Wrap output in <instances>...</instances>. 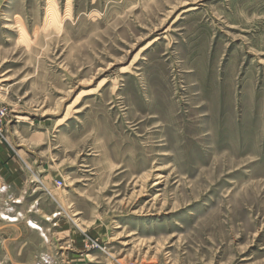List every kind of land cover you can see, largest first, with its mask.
<instances>
[{
    "label": "rangeland",
    "instance_id": "1",
    "mask_svg": "<svg viewBox=\"0 0 264 264\" xmlns=\"http://www.w3.org/2000/svg\"><path fill=\"white\" fill-rule=\"evenodd\" d=\"M0 104V263L264 264V0H0Z\"/></svg>",
    "mask_w": 264,
    "mask_h": 264
},
{
    "label": "crops",
    "instance_id": "2",
    "mask_svg": "<svg viewBox=\"0 0 264 264\" xmlns=\"http://www.w3.org/2000/svg\"><path fill=\"white\" fill-rule=\"evenodd\" d=\"M33 170H34V168L31 166L30 160H28V158H23L18 153L13 152L11 150V148H9V146L6 143H4L3 139H0V185H2V184L10 185L11 191H12V193H14L15 196L18 192H21L23 194L24 192H27L32 186L31 182H33L34 180H33V177H30L29 174H30V172H31V174H33ZM44 176H45L44 180L49 179V178H51L53 180L52 173H50V172L48 173V175H44ZM20 196L17 198H20ZM32 196H34V194L33 195L29 194L27 197L30 198ZM37 196H39V194ZM32 203H33L32 205H34V207L38 208L39 202H32ZM27 211H29V209ZM15 213H18V212H15ZM27 215L28 214H26L25 217L19 215V216H17V220H14L13 222H11L9 224L10 227H12V225H13L14 228L11 230L10 229H8V230H10V231L13 230L15 232V234L19 235V238H21V236H25L23 234V232H21L22 229L25 231L30 230L28 228V226L25 225V223L20 222V220H22L21 217H23L24 220L25 219L29 220L30 222H28V223L30 225H32V224L36 225V222H34L33 220L31 221L27 217ZM14 216H16V215L14 214ZM46 220H44V223H46V225L48 226V222ZM8 230H6V231H8ZM40 237H41V235H40ZM6 240H9V239H6ZM11 262H12V264H24V263L17 262L16 260H13Z\"/></svg>",
    "mask_w": 264,
    "mask_h": 264
},
{
    "label": "built area",
    "instance_id": "3",
    "mask_svg": "<svg viewBox=\"0 0 264 264\" xmlns=\"http://www.w3.org/2000/svg\"><path fill=\"white\" fill-rule=\"evenodd\" d=\"M8 120H9V114H8V109L5 106H2L0 104V138H5V132H6V128H7V124H8ZM32 184L34 183L31 182ZM54 186L57 189H61L63 186V183L61 180H55L54 181ZM30 194L35 193L36 190L35 189H31L30 190ZM26 193V192H25ZM46 193H49L46 191ZM0 199L2 202V210H1V215L3 217V221H8L10 216H13L12 214L15 213V211H17L18 205L20 204V198H15V196L13 195V193L11 192V186L8 184H2L0 185ZM34 207V206H32ZM31 209H29L30 211ZM57 215H53L51 218L47 219V222L51 225L52 228H55L58 223L54 222L56 220ZM9 222L11 223L12 221L9 220ZM47 254H42L39 258L35 259L31 264H60L58 262H56V257L53 256L54 260L52 262H47L46 261V257ZM0 264H12V262H10V260H5L2 261V263Z\"/></svg>",
    "mask_w": 264,
    "mask_h": 264
},
{
    "label": "bare ground",
    "instance_id": "4",
    "mask_svg": "<svg viewBox=\"0 0 264 264\" xmlns=\"http://www.w3.org/2000/svg\"><path fill=\"white\" fill-rule=\"evenodd\" d=\"M15 212H17V211H15ZM14 214H15L16 216H14ZM12 215H13V216H10L9 219H8V221L10 220V221L13 222L14 220H17V216H18L19 214H18V213H13ZM31 227L33 228V227H34V224H32ZM45 235H46V233H45ZM50 242H51V241H50ZM53 256H54V255H53L52 253H48V254H47V257L45 258L46 261L49 262V263L52 262V261L54 260Z\"/></svg>",
    "mask_w": 264,
    "mask_h": 264
}]
</instances>
